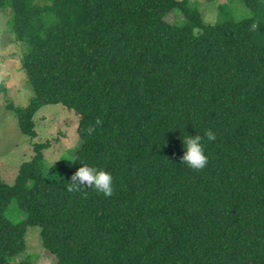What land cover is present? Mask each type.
<instances>
[{"label": "trees", "instance_id": "trees-1", "mask_svg": "<svg viewBox=\"0 0 264 264\" xmlns=\"http://www.w3.org/2000/svg\"><path fill=\"white\" fill-rule=\"evenodd\" d=\"M242 4L251 17L206 25L180 0H0L27 46L34 98L8 107L21 133L36 138L35 114L60 105L80 140L57 176L47 143L12 186L0 176V264L30 227L55 264H264V4ZM209 129L207 166L180 163L183 140ZM83 164L112 175L111 197L67 190Z\"/></svg>", "mask_w": 264, "mask_h": 264}, {"label": "rangeland", "instance_id": "rangeland-1", "mask_svg": "<svg viewBox=\"0 0 264 264\" xmlns=\"http://www.w3.org/2000/svg\"><path fill=\"white\" fill-rule=\"evenodd\" d=\"M180 1H185L190 10L198 12L206 25L225 20L239 21L252 16L243 6L242 0ZM262 13L264 20V10ZM12 16L10 7L0 10V176L8 186L14 184L20 166L34 156L35 143L48 144L44 156L46 168L52 176H57L60 169L72 162L75 150L80 145L77 135L79 115L76 112L60 105L43 107L33 118L37 136L31 139L21 133L14 113L8 109L10 105L24 109L34 98L21 64L27 46L15 40L11 32ZM182 19L183 15L175 12L168 16L167 21L175 24ZM6 216L13 223L25 218L14 201L8 206ZM25 241V253L13 259V264L56 263L54 257L43 248L38 227L28 229Z\"/></svg>", "mask_w": 264, "mask_h": 264}, {"label": "clouds", "instance_id": "clouds-1", "mask_svg": "<svg viewBox=\"0 0 264 264\" xmlns=\"http://www.w3.org/2000/svg\"><path fill=\"white\" fill-rule=\"evenodd\" d=\"M102 123V120L97 118L95 126H100ZM95 126L89 125L87 127L88 135H92L95 131ZM205 137L208 141L216 140V134L211 129L205 131L204 137L201 135H189L183 140L185 150L180 157V163L195 171H200L207 166L209 160L202 145ZM87 189H94L104 197H111L115 191L112 175L103 169L83 164L72 174L67 190L69 192H83Z\"/></svg>", "mask_w": 264, "mask_h": 264}]
</instances>
